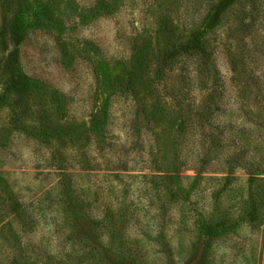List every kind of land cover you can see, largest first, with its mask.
<instances>
[{
	"label": "rangeland",
	"instance_id": "obj_1",
	"mask_svg": "<svg viewBox=\"0 0 264 264\" xmlns=\"http://www.w3.org/2000/svg\"><path fill=\"white\" fill-rule=\"evenodd\" d=\"M0 193V264H264V0H0Z\"/></svg>",
	"mask_w": 264,
	"mask_h": 264
},
{
	"label": "trees",
	"instance_id": "obj_2",
	"mask_svg": "<svg viewBox=\"0 0 264 264\" xmlns=\"http://www.w3.org/2000/svg\"><path fill=\"white\" fill-rule=\"evenodd\" d=\"M186 39L181 42L179 45H175L174 46V50H177L178 54L177 56H179V54L181 53V50H185L188 51V55L192 56V57H197L196 60V65H194V67L191 70V81L194 79L198 82V87L201 90H204L207 92V98H206V104L203 107V111L201 114V119H203V121L205 122V124L210 125L212 123V121L215 119L216 116H214L216 113L220 112L221 109V102L223 99V89L221 90V82H219V78L214 79V73L215 68H211V64L210 66L207 65L208 62L201 57V55H203L205 52H201L198 51V53L194 52V47L196 46L195 43V39L192 37H185ZM203 44L205 43L204 40H202ZM192 43L194 45V47L192 46ZM199 47V46H198ZM197 50L198 48L195 47ZM184 55V54H181ZM178 59L176 57L174 58H166L164 59L161 63H159V66L156 68L155 71V75L158 79V81H162L165 75V72L169 69L172 68L171 66H173L174 61ZM110 111H107L106 114L107 116L110 115ZM132 129L134 130V132L138 131V125L137 122L134 120L132 122ZM138 134V132H137ZM213 143H216V139L213 138ZM214 143V144H215ZM139 150L138 149H134L132 147L128 148V149H122L123 152V156L120 154V158L121 160L119 162H122L121 165L123 164L124 166H120L121 168L127 169V164L128 161L131 159V154H133V156L136 154H138ZM71 177H73V175H70ZM69 177L66 172H65V178ZM120 177L119 174H117L116 176H114V178H118ZM145 179L150 178V179H154L155 183H159V180H166L165 176L163 173H160L159 175H145L144 176ZM169 178V177H168ZM167 178V179H168ZM170 179V178H169ZM126 199V198H125ZM120 207L118 210L121 211L122 209H125L126 211H129L131 209V205H127L126 202L120 201L119 202ZM6 209V200L4 199V197L2 196V194L0 193V218H4V214H1V210H5ZM89 218V217H88ZM117 221L113 218L114 224L117 228L118 225H125L129 222V219L127 218V216L123 215V216H119L117 217ZM88 224L91 227H98L99 225V219L96 218H89L88 220Z\"/></svg>",
	"mask_w": 264,
	"mask_h": 264
}]
</instances>
